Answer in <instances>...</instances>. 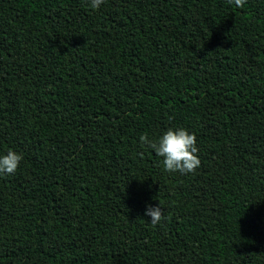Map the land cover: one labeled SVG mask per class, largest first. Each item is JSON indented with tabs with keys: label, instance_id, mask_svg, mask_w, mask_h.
Instances as JSON below:
<instances>
[{
	"label": "trees",
	"instance_id": "trees-1",
	"mask_svg": "<svg viewBox=\"0 0 264 264\" xmlns=\"http://www.w3.org/2000/svg\"><path fill=\"white\" fill-rule=\"evenodd\" d=\"M170 127L190 174L138 142ZM7 149L0 264H264V0H0Z\"/></svg>",
	"mask_w": 264,
	"mask_h": 264
},
{
	"label": "clouds",
	"instance_id": "clouds-1",
	"mask_svg": "<svg viewBox=\"0 0 264 264\" xmlns=\"http://www.w3.org/2000/svg\"><path fill=\"white\" fill-rule=\"evenodd\" d=\"M243 2L244 0H229L236 7H240ZM85 3L92 10H96L104 0H85ZM138 142L160 158L158 163L165 173L190 174L200 166L196 138L183 127L167 128L155 139L141 134ZM21 159V154L13 149L0 153V176L15 174ZM143 215L147 217L146 223L156 226L163 219V209L159 204H145Z\"/></svg>",
	"mask_w": 264,
	"mask_h": 264
}]
</instances>
